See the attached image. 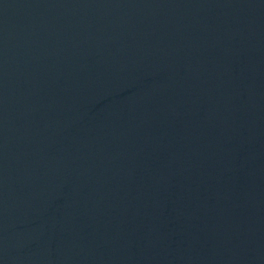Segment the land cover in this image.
Instances as JSON below:
<instances>
[{
    "label": "water",
    "instance_id": "obj_1",
    "mask_svg": "<svg viewBox=\"0 0 264 264\" xmlns=\"http://www.w3.org/2000/svg\"><path fill=\"white\" fill-rule=\"evenodd\" d=\"M0 264H264V0H0Z\"/></svg>",
    "mask_w": 264,
    "mask_h": 264
}]
</instances>
